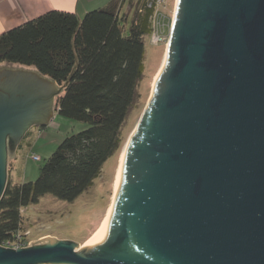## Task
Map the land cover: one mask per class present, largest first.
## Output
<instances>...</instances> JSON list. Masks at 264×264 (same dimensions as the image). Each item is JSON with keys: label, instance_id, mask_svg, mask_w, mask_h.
<instances>
[{"label": "water", "instance_id": "1", "mask_svg": "<svg viewBox=\"0 0 264 264\" xmlns=\"http://www.w3.org/2000/svg\"><path fill=\"white\" fill-rule=\"evenodd\" d=\"M165 53L102 233L0 245V264H264V0H176ZM60 92L0 72V200L9 148Z\"/></svg>", "mask_w": 264, "mask_h": 264}, {"label": "trees", "instance_id": "2", "mask_svg": "<svg viewBox=\"0 0 264 264\" xmlns=\"http://www.w3.org/2000/svg\"><path fill=\"white\" fill-rule=\"evenodd\" d=\"M158 1H128V34L122 25L128 16L121 13L125 0L93 7L82 17L48 10L0 34V63L32 68L56 83L61 92L54 114L86 124L57 145L34 181L7 182L0 200V245L27 242L22 209L44 195L75 200L123 146L121 129L137 96L144 40ZM164 21L166 35L170 14Z\"/></svg>", "mask_w": 264, "mask_h": 264}, {"label": "rangeland", "instance_id": "3", "mask_svg": "<svg viewBox=\"0 0 264 264\" xmlns=\"http://www.w3.org/2000/svg\"><path fill=\"white\" fill-rule=\"evenodd\" d=\"M128 1L125 0L121 12L122 14L128 13L127 21L122 23L125 34L129 32L132 17V12L128 11ZM166 1L168 6L165 4V7H162L160 4H156L158 6L157 10L160 9L173 17L176 0ZM157 12H155L154 17ZM80 15L82 17L84 13ZM167 32L168 34L165 35L166 40H163L164 43L163 41L155 42L151 34L147 35L144 40V71L137 86L135 101L122 125L123 146L107 159L99 176L75 200L67 202L58 200L52 195H44L35 204L22 209L24 219L23 236L26 238L28 245L41 242L44 238L71 240L77 243L78 251H81L83 246L95 236L106 221L114 195L115 180L121 164V152H123L125 143L131 134L135 119L141 108L146 104L156 78L161 71L170 28ZM7 69L33 71L32 68L0 63V72ZM57 89H59L58 86ZM56 98L57 96L53 99L52 111H54ZM85 127L86 124L83 122L74 121L54 113L53 115L50 114L48 122L44 125L32 126L20 140L19 146L9 148L7 182L34 181L38 176L40 167L56 149L57 145L67 135L76 133ZM34 156L39 159L36 160Z\"/></svg>", "mask_w": 264, "mask_h": 264}, {"label": "crops", "instance_id": "4", "mask_svg": "<svg viewBox=\"0 0 264 264\" xmlns=\"http://www.w3.org/2000/svg\"><path fill=\"white\" fill-rule=\"evenodd\" d=\"M111 0H0V34L52 9L80 14Z\"/></svg>", "mask_w": 264, "mask_h": 264}, {"label": "built area", "instance_id": "5", "mask_svg": "<svg viewBox=\"0 0 264 264\" xmlns=\"http://www.w3.org/2000/svg\"><path fill=\"white\" fill-rule=\"evenodd\" d=\"M166 0H159L158 3L160 4V6L165 7L166 4ZM158 12L156 13L154 19H152V38L154 39L155 42H162L163 40L165 41V33H164V29L167 26V24L165 23L164 19L166 17V12L161 11L160 9L157 10ZM160 13V14H159ZM160 17H159V15ZM171 20H172V16H170V22L168 23V26L170 28L171 25ZM163 41V43H164ZM34 158L36 160H38V157ZM3 247L6 248H13V249H18V248H24L29 246L27 242H23V241H16L14 243H7V244H3L1 245Z\"/></svg>", "mask_w": 264, "mask_h": 264}, {"label": "bare ground", "instance_id": "6", "mask_svg": "<svg viewBox=\"0 0 264 264\" xmlns=\"http://www.w3.org/2000/svg\"><path fill=\"white\" fill-rule=\"evenodd\" d=\"M166 58H167V53H165L164 55V58H163V61H162V64H161V68L164 64V62L166 61ZM125 147L123 149V152L122 155H121V164L119 165V170H118V174H117V177H116V180H115V189H114V195H113V198H112V203H111V206H110V210H109V213H108V216H107V219L106 221L104 222V224L102 225V227L99 229V231L95 234V236H93L90 240H88V242L83 246L82 250L85 249L87 247V245L93 241L95 238H97L103 231L105 225H106V222L112 212V209H113V206L115 204V200H116V194H117V189H118V182H119V174H120V170H121V166H122V163H123V160H124V156H125V151H126V147H127V142L125 143ZM78 249V248H77Z\"/></svg>", "mask_w": 264, "mask_h": 264}]
</instances>
